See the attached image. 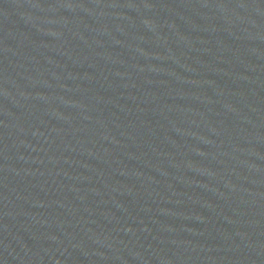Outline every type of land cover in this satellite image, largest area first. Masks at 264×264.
Returning <instances> with one entry per match:
<instances>
[{
  "label": "water",
  "instance_id": "water-1",
  "mask_svg": "<svg viewBox=\"0 0 264 264\" xmlns=\"http://www.w3.org/2000/svg\"><path fill=\"white\" fill-rule=\"evenodd\" d=\"M0 264H264V0H0Z\"/></svg>",
  "mask_w": 264,
  "mask_h": 264
}]
</instances>
